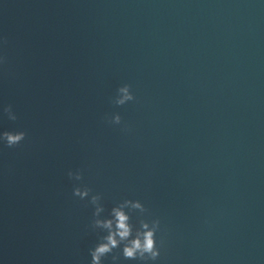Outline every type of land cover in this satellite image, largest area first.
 Returning a JSON list of instances; mask_svg holds the SVG:
<instances>
[{
    "label": "water",
    "instance_id": "1",
    "mask_svg": "<svg viewBox=\"0 0 264 264\" xmlns=\"http://www.w3.org/2000/svg\"><path fill=\"white\" fill-rule=\"evenodd\" d=\"M113 209L99 264H264V0H0V264H93Z\"/></svg>",
    "mask_w": 264,
    "mask_h": 264
},
{
    "label": "clouds",
    "instance_id": "2",
    "mask_svg": "<svg viewBox=\"0 0 264 264\" xmlns=\"http://www.w3.org/2000/svg\"><path fill=\"white\" fill-rule=\"evenodd\" d=\"M126 91V90H122ZM19 137H9L10 142L13 140H17ZM134 207H139L138 204L133 205ZM113 216L116 221V231L112 232V221L103 222V227L109 228V235L105 238L106 243L98 246L96 250L92 253L93 255V264H99L100 257L111 250V248L116 247L118 244L116 236H119L121 240L127 239L130 235V226L127 223L128 217L123 213L120 209H113ZM100 223V222H98ZM147 228V225H144ZM153 232L146 231L143 233V240L140 239L138 235L136 239L131 240L129 245L126 246L123 250L124 256L126 258H134L137 252L143 253H151L152 256H155L156 253L153 251L154 241L152 239Z\"/></svg>",
    "mask_w": 264,
    "mask_h": 264
}]
</instances>
